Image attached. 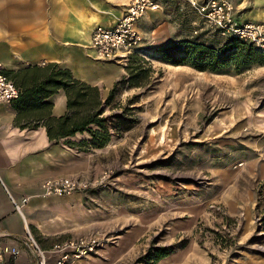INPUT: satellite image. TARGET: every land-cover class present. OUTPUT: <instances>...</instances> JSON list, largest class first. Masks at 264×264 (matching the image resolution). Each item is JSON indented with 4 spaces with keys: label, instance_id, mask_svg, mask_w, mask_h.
<instances>
[{
    "label": "rangeland",
    "instance_id": "rangeland-1",
    "mask_svg": "<svg viewBox=\"0 0 264 264\" xmlns=\"http://www.w3.org/2000/svg\"><path fill=\"white\" fill-rule=\"evenodd\" d=\"M149 12L155 30L144 31L142 17L140 46L120 62L124 75L104 109L135 123L86 156L83 177H106L66 195H79L89 211L58 241H104L73 264H149L158 249L168 254L155 264H264V65L172 66L153 50L224 37L186 0H160ZM133 55L144 76L138 87L122 80Z\"/></svg>",
    "mask_w": 264,
    "mask_h": 264
},
{
    "label": "crops",
    "instance_id": "crops-1",
    "mask_svg": "<svg viewBox=\"0 0 264 264\" xmlns=\"http://www.w3.org/2000/svg\"><path fill=\"white\" fill-rule=\"evenodd\" d=\"M129 1L0 0V63L10 73L58 64L74 79L97 86L104 101L112 84L124 75V68L120 62L97 60L89 46L90 35L95 26L113 25ZM232 4L237 21L264 24V0H232ZM150 14L140 20L146 32L155 30L147 21ZM65 101L58 90L41 102L51 103V114L59 117L65 113ZM16 114L15 103L0 104V232L9 235L0 239V245L17 247L20 252L15 260L6 258L4 264H30L27 249L15 240L26 228L48 250L59 238L79 230L89 211L79 195L40 197L41 181L49 176H84L89 164L86 156L97 150L80 152L63 141H50L42 126L18 128ZM82 135L70 140L77 142ZM9 195L16 201L24 195L30 197L22 214L12 209Z\"/></svg>",
    "mask_w": 264,
    "mask_h": 264
},
{
    "label": "trees",
    "instance_id": "trees-1",
    "mask_svg": "<svg viewBox=\"0 0 264 264\" xmlns=\"http://www.w3.org/2000/svg\"><path fill=\"white\" fill-rule=\"evenodd\" d=\"M153 52L172 66L189 64L200 72H218L232 63L236 67L255 63L264 65V53L245 41L231 37H224L221 44L196 39L178 40L158 46ZM137 61L140 58L136 55L130 57V64L126 67L127 79H122L132 87L140 86V79L144 78L140 66L135 65ZM4 73L18 90L17 98L13 101L17 113L15 125L18 128L42 126L50 141H63V144L80 152H89L107 146L114 135L128 130L130 124L135 123L134 119L125 121L121 113L104 115V109L111 103L120 81L112 84L108 96L102 101L97 86L74 79L68 69L55 63L30 66L27 70L14 73L4 70ZM58 90L66 97L65 113L55 117L50 112L51 103L41 101ZM80 134L86 135V138L77 142L70 140ZM167 251L158 249L156 253H151L149 264L164 258Z\"/></svg>",
    "mask_w": 264,
    "mask_h": 264
},
{
    "label": "built area",
    "instance_id": "built-area-1",
    "mask_svg": "<svg viewBox=\"0 0 264 264\" xmlns=\"http://www.w3.org/2000/svg\"><path fill=\"white\" fill-rule=\"evenodd\" d=\"M187 4L197 13L204 25L211 27L222 37H231L249 43L252 47L264 53V24L259 22H239L235 19V9L232 0H186ZM160 7V0H130L125 6L124 14L111 26H95L90 35L89 46L94 57L100 61L126 62V55L140 45V34L136 24L148 11H156ZM18 90L4 73L0 63V104L11 106L17 98ZM106 175L102 174L98 182L87 177L49 176L39 185V196L42 198L64 197L72 193H82L96 184L102 185ZM12 209L22 214V207L28 203V196L24 195L18 201L10 195ZM9 236L0 232V239ZM27 249L30 264H71L84 257L97 253L104 241L92 234L69 237L43 250L34 241L26 228L24 234L15 238ZM19 249L12 246L0 245V264L5 259L15 260L19 256Z\"/></svg>",
    "mask_w": 264,
    "mask_h": 264
}]
</instances>
